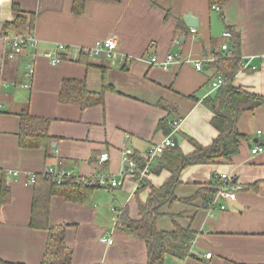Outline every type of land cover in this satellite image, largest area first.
<instances>
[{"label": "crops", "instance_id": "0c3cea01", "mask_svg": "<svg viewBox=\"0 0 264 264\" xmlns=\"http://www.w3.org/2000/svg\"><path fill=\"white\" fill-rule=\"evenodd\" d=\"M73 1L0 0V175L5 174L11 191L10 202L0 209V259L41 262L47 231L28 227L33 197L28 178L59 167L92 179L97 173L90 161L105 152L106 177L120 179L122 185L98 187L86 205L51 197L49 225L65 227L70 264H147L145 242L116 226V219L125 211L130 220H139L138 204L147 200L150 186L159 188L171 174L161 169L163 154L158 155L150 162L144 188L136 190L122 149L144 155L167 136L158 127L164 119L180 120L174 138L184 155L194 151L187 139L211 145L217 132L203 101L217 94L208 84L219 75L209 64L223 53V43L228 44L224 36L228 28L240 34L242 62L257 67L254 72H239L233 85L264 97V64L259 59L264 55V0H231L220 11L208 0H88L79 16L72 13ZM16 15L31 19V28L8 27ZM187 15L196 19V27L186 25ZM7 34L34 37V61L29 60L30 51L7 59ZM107 38L116 40L111 58L80 53ZM60 45L61 60L52 65L43 54ZM169 54L202 61L203 68L196 71L186 62L166 70L150 65V57L163 60ZM102 77L111 90L104 92L101 105L84 108L60 99L63 82L99 93ZM24 109L34 118L48 120L49 158L44 150L19 147V113ZM236 130L245 137L238 154L230 161L183 168L173 195L188 199L199 190L217 187L219 175L226 174L242 186L234 193L239 209L231 205L233 201L220 200L226 209L209 212L200 198L163 206L155 221L157 231L174 232L177 226L196 234L183 245L185 253L181 248L180 253H167L164 264H264V105L241 114ZM255 146L262 152L252 154ZM9 172L17 175L7 176ZM255 183H260L256 189L249 188ZM102 236L112 244L101 243ZM167 244L179 248L178 239H168Z\"/></svg>", "mask_w": 264, "mask_h": 264}, {"label": "trees", "instance_id": "16d2710c", "mask_svg": "<svg viewBox=\"0 0 264 264\" xmlns=\"http://www.w3.org/2000/svg\"><path fill=\"white\" fill-rule=\"evenodd\" d=\"M87 1L74 0L72 13L77 16L82 15ZM101 1L116 2L119 0ZM230 1L208 0V4L211 8L212 6H217L220 11ZM14 9L17 10L15 6ZM25 24H28L29 28H31L32 20H27L22 15H16L14 20L6 25L14 29H20ZM227 30L230 33L228 40L229 56L226 57V54L223 52L217 56L218 59L216 61L209 64L215 69L217 75L222 77L224 84L217 89L216 96L206 98L203 101L204 106L213 115L210 124L217 132L216 138L213 139L211 145L205 147L195 143L192 139H187L194 147V151L187 155H184L177 145L165 149L160 154H163V166L161 169L170 172L171 176L159 188L150 186L151 192L147 200L144 203L139 202L138 204L139 220H130L125 211L116 219V226L145 242L148 249L147 264H164V256L167 253H180V248L185 253V244L187 245L196 236V234H192L177 226H175L174 232L157 231L155 221L158 217L162 216L160 209L166 204L170 205L176 201L189 203L196 198L202 199L204 207L208 208L216 194L217 187L215 186L216 188L199 190L188 199H177L173 195V190L175 185L178 184V180H176L178 173L190 165L210 164L217 159L230 161L238 154L240 141L245 138L236 130L237 119L241 114L253 111L264 105V97L247 93L233 85L234 77L240 72L242 64L240 34L232 28H228ZM109 90H111V87L105 83V77H102V90L99 93H91L84 85L66 81L62 83L60 99L63 102L76 104L84 108L95 107L103 103L104 92ZM188 98L195 100L193 96H188ZM19 117L20 123L17 132L19 147L23 149L44 150L45 157L49 158L48 149L51 138L48 134V120L30 116L27 109L22 110L19 113ZM158 127L165 135H168L172 131L167 124V119L162 120ZM134 158L137 162V167L133 173V178L137 181L139 178L138 172L143 168L144 163L140 157L134 156ZM90 163L95 165L97 174L92 179H86L85 183L70 178L64 179L61 184L57 185L51 177L43 172L33 175L34 181L30 184L33 189V197L28 227L47 231V240L40 264H70L71 262L72 252L66 247L64 242L65 227L49 225L50 199L53 196H59L70 203L88 204L92 199L94 191L98 187H101L98 185V177L101 175L106 176L105 163L98 164V159L90 161ZM149 170L151 173V169ZM145 179L141 182L140 187L137 189L138 191L144 188L143 183ZM259 184L255 183L249 186V188L256 189ZM10 193L6 176L5 174H1L0 209L10 202ZM173 238L179 240V248L167 244L168 239ZM0 264L21 263H11L0 259Z\"/></svg>", "mask_w": 264, "mask_h": 264}, {"label": "built area", "instance_id": "2783aa9c", "mask_svg": "<svg viewBox=\"0 0 264 264\" xmlns=\"http://www.w3.org/2000/svg\"><path fill=\"white\" fill-rule=\"evenodd\" d=\"M213 10L219 11V8L217 6H212ZM190 33L195 36L196 31L195 29L191 28ZM225 38L229 40L230 33L225 32L224 34ZM6 40L8 41V45L10 46V50L6 55L7 59H14L16 56L24 53V51L29 53V60L34 61V58L36 56V47H37V41L32 36H22V35H12L10 34L6 35ZM116 49V40L114 38H107L99 43L95 47H92L90 49H83L80 51V53L88 56V57H97V56H103L105 58H111V56L114 53V50ZM221 50L226 54V57L229 56L228 51V44L223 43L221 46ZM64 51V46L60 45L55 48V50L52 51H45L43 56L50 61L52 65H56L60 62V58L58 57L60 52ZM254 58H251L250 61H252ZM260 61L262 64H264V55L261 56ZM183 62L186 63H192L196 71H201L203 68L202 61H191V60H182L180 56L178 55H167L163 60H158L155 57L149 58V63L152 66H156L157 68L166 70L170 65L177 63L181 64ZM257 67L255 65H249V61L242 62L240 72L243 71H256ZM224 84V80L221 76H217L214 80L210 81L208 86L211 90H217ZM167 124L171 128V132L164 137V139L154 145L153 147L149 148L144 155H142L140 158L144 163L143 168L138 172V180L135 181V189L137 190L140 187L141 182L143 179H145L150 174V162L158 155H160L165 149L171 148L173 145V138L174 134L177 132V130L180 127V120H171L168 121ZM262 152V148L259 146H255L252 150V154L260 153ZM122 156H123V163L127 169V171L131 172L132 174L135 172V169L137 167V162L134 158V154L132 150L128 147H124L122 149ZM108 161V154L102 153L99 155L98 158V164H103ZM47 176L51 177L53 182H55L57 185L61 184V182L64 179H70L73 178L79 182H86V179L76 176V174L73 173L72 170L69 169H62L59 167H49L43 171ZM17 173H11L7 176H16ZM219 184L217 186L216 194L211 201L209 205V212L215 211V210H225L226 209V203L225 204H219L220 200H223L225 202L234 201V193L240 189H242V186L233 184L231 179L226 174H221L218 177ZM34 181L33 176H30L28 178V184H32ZM123 183L122 180H110L106 176L101 175L98 177V185H109L111 188H117L121 186ZM99 241L101 243H106L108 245L112 244V240L108 239L104 236L99 238ZM211 254H206V258H210Z\"/></svg>", "mask_w": 264, "mask_h": 264}, {"label": "water", "instance_id": "95a60500", "mask_svg": "<svg viewBox=\"0 0 264 264\" xmlns=\"http://www.w3.org/2000/svg\"><path fill=\"white\" fill-rule=\"evenodd\" d=\"M184 21H185V23H186V25H187L188 27H196V26H197V24H196V19L193 18V17L190 16V15L185 16V17H184ZM173 145H174V146L177 145L176 138H173ZM231 205H232L233 207L239 209V206H238V204H237L236 202H234V201L231 202Z\"/></svg>", "mask_w": 264, "mask_h": 264}, {"label": "rangeland", "instance_id": "374dc122", "mask_svg": "<svg viewBox=\"0 0 264 264\" xmlns=\"http://www.w3.org/2000/svg\"><path fill=\"white\" fill-rule=\"evenodd\" d=\"M207 165H211V164H207Z\"/></svg>", "mask_w": 264, "mask_h": 264}]
</instances>
